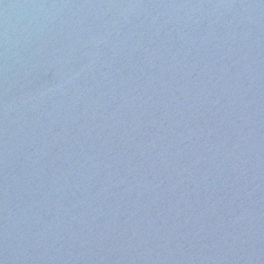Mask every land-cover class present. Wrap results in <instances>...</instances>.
<instances>
[{"label": "water", "instance_id": "1", "mask_svg": "<svg viewBox=\"0 0 264 264\" xmlns=\"http://www.w3.org/2000/svg\"><path fill=\"white\" fill-rule=\"evenodd\" d=\"M0 264H264V0H0Z\"/></svg>", "mask_w": 264, "mask_h": 264}]
</instances>
